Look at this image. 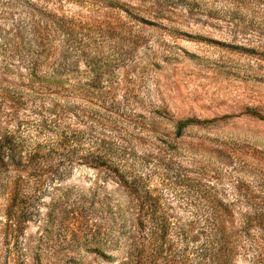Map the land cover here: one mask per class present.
I'll list each match as a JSON object with an SVG mask.
<instances>
[{
	"label": "rangeland",
	"instance_id": "374dc122",
	"mask_svg": "<svg viewBox=\"0 0 264 264\" xmlns=\"http://www.w3.org/2000/svg\"><path fill=\"white\" fill-rule=\"evenodd\" d=\"M9 130L46 162L15 233L0 184V264H264L213 204L264 202V0H0ZM102 149L145 208L86 164Z\"/></svg>",
	"mask_w": 264,
	"mask_h": 264
},
{
	"label": "trees",
	"instance_id": "16d2710c",
	"mask_svg": "<svg viewBox=\"0 0 264 264\" xmlns=\"http://www.w3.org/2000/svg\"><path fill=\"white\" fill-rule=\"evenodd\" d=\"M39 28L37 23L34 25ZM214 119L200 118H180L174 120V127L177 135H182L184 130L193 125H207ZM19 137L16 131H4L0 134V184L10 185L13 193L12 204L9 205L10 218L9 225L14 228V233L28 222L29 214L32 209V200L29 201L28 188L30 185V170L40 168L45 163V157H42L39 149H26L19 144ZM64 150L63 146L59 147ZM86 164L100 170H107L124 189L135 198L139 207L145 208L149 202L143 194L142 188L138 180L129 174L119 161L113 160V153L108 150H100L94 161L91 162L86 158ZM5 178V180H4ZM2 185V186H3ZM262 201L254 202L251 211L237 212L233 203H225L220 199H214L213 204L216 207L223 208L220 212H214V215L222 217V224L218 229L224 230V237L229 240L230 244L242 242L244 254L248 255L250 251H254L255 258L264 260V207ZM212 236V235H210ZM236 252L232 251V256Z\"/></svg>",
	"mask_w": 264,
	"mask_h": 264
}]
</instances>
